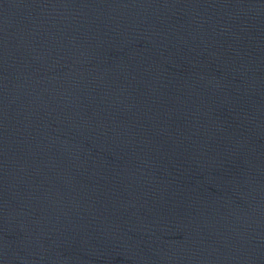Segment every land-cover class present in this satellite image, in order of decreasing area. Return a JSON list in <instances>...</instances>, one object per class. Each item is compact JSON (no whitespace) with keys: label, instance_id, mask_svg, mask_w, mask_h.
Wrapping results in <instances>:
<instances>
[{"label":"water","instance_id":"95a60500","mask_svg":"<svg viewBox=\"0 0 264 264\" xmlns=\"http://www.w3.org/2000/svg\"><path fill=\"white\" fill-rule=\"evenodd\" d=\"M0 264H264V0H0Z\"/></svg>","mask_w":264,"mask_h":264}]
</instances>
